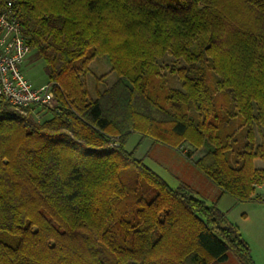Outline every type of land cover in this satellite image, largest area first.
Listing matches in <instances>:
<instances>
[{
	"label": "trees",
	"instance_id": "trees-1",
	"mask_svg": "<svg viewBox=\"0 0 264 264\" xmlns=\"http://www.w3.org/2000/svg\"><path fill=\"white\" fill-rule=\"evenodd\" d=\"M4 8L18 14L26 60L44 62L58 107L0 101V264H212L230 252L257 264L219 201H264L255 164L264 0H0ZM103 55L117 78L93 98L81 71ZM135 132L187 145L189 158L205 149L194 164L220 189L215 202L127 149Z\"/></svg>",
	"mask_w": 264,
	"mask_h": 264
},
{
	"label": "rangeland",
	"instance_id": "rangeland-1",
	"mask_svg": "<svg viewBox=\"0 0 264 264\" xmlns=\"http://www.w3.org/2000/svg\"><path fill=\"white\" fill-rule=\"evenodd\" d=\"M166 56L159 61L158 66L162 65V69L171 67ZM168 59V60H166ZM183 62H180L181 65ZM42 60L24 62V72L26 76L36 85L41 86L48 83V76L44 68ZM163 70V73H164ZM164 75L169 78V82L174 86L182 87L179 78L170 72H165ZM209 80L216 82L218 75L212 70L208 71ZM81 77L86 87L90 92L91 97H96L98 90H104L111 86L117 78L116 72L112 69L109 58L106 55L98 56L92 60L87 70L81 71ZM39 115V114H38ZM41 118V116H40ZM256 141L260 143L264 140L262 134L256 131ZM240 139H244L241 136ZM129 150H135L136 156L143 158L146 164L153 168L157 173L164 177L173 187L179 186L181 183H188L192 186L194 192L199 197H203L210 204L214 203L216 197L220 194V189L213 183L205 174H203L194 164L193 159L198 157L196 151L193 154V159L187 157L189 146L184 145L182 149H176L167 144L154 143L150 138H143L141 134L132 133L126 143ZM201 150V149H200ZM257 193L260 196L264 195V190L257 186ZM219 207L224 210L227 217L233 223L239 225L244 237L250 241L253 249V256L258 264H264V212L252 210V203L238 202L230 195H224L219 201ZM248 212L250 217H244L243 213ZM261 218L262 222L258 221ZM212 264H241L235 254L229 253L228 259L224 261L214 262Z\"/></svg>",
	"mask_w": 264,
	"mask_h": 264
},
{
	"label": "built area",
	"instance_id": "built-area-1",
	"mask_svg": "<svg viewBox=\"0 0 264 264\" xmlns=\"http://www.w3.org/2000/svg\"><path fill=\"white\" fill-rule=\"evenodd\" d=\"M31 47L23 35L18 14L0 9V101L20 109L58 107L53 85L36 86L25 74L23 65Z\"/></svg>",
	"mask_w": 264,
	"mask_h": 264
},
{
	"label": "crops",
	"instance_id": "crops-1",
	"mask_svg": "<svg viewBox=\"0 0 264 264\" xmlns=\"http://www.w3.org/2000/svg\"><path fill=\"white\" fill-rule=\"evenodd\" d=\"M196 153H199L198 157L194 158L192 157L193 161L197 160L199 157H201L204 153H205V149H199L198 151H196ZM255 164L257 167H260V168H264V160L262 159H257L255 161ZM216 185V184H215ZM259 189H263L264 190V185H259ZM256 195H258V193H256ZM217 198V197H216ZM223 198V197H222ZM250 203H252V210L258 212V210H260L261 212L263 211L264 212V201H260L258 199L256 200H253V201H250ZM244 217L246 218H249L250 215L248 212H244L243 213ZM258 221L259 222H262L261 218H258ZM239 226V225H238ZM250 246H251V251H252V255H253V249H252V245L250 243V241H248ZM254 258V256H253ZM255 260V258H254ZM255 262L258 264V262L255 260Z\"/></svg>",
	"mask_w": 264,
	"mask_h": 264
}]
</instances>
